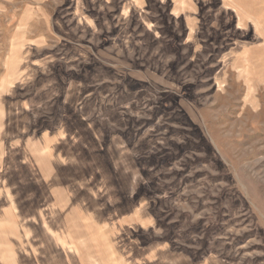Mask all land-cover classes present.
<instances>
[{"label": "rangeland", "instance_id": "374dc122", "mask_svg": "<svg viewBox=\"0 0 264 264\" xmlns=\"http://www.w3.org/2000/svg\"><path fill=\"white\" fill-rule=\"evenodd\" d=\"M0 264H264V0H0Z\"/></svg>", "mask_w": 264, "mask_h": 264}]
</instances>
